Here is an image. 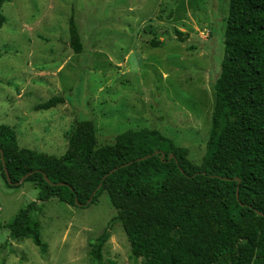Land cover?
Instances as JSON below:
<instances>
[{
  "label": "rangeland",
  "instance_id": "1",
  "mask_svg": "<svg viewBox=\"0 0 264 264\" xmlns=\"http://www.w3.org/2000/svg\"><path fill=\"white\" fill-rule=\"evenodd\" d=\"M229 6L230 0H8L0 28V122L22 147L56 156L67 151V134L79 120L94 122L98 146L130 129H158L201 164ZM72 17L79 53L71 46ZM153 40L161 44L153 47ZM54 96L64 101L37 109ZM29 205L46 251L32 238H11L8 223ZM116 214L106 193L87 207L58 197L42 202L35 184L10 187L0 174V262L93 264L90 242L109 231L103 264H141Z\"/></svg>",
  "mask_w": 264,
  "mask_h": 264
},
{
  "label": "trees",
  "instance_id": "2",
  "mask_svg": "<svg viewBox=\"0 0 264 264\" xmlns=\"http://www.w3.org/2000/svg\"><path fill=\"white\" fill-rule=\"evenodd\" d=\"M7 1L0 0V28ZM69 31L72 48L81 52L73 17ZM175 32L178 41H186L183 31ZM214 88L201 164L189 158L188 147L158 129H130L98 146L94 122L79 120L67 134V151L56 156L22 147L15 130L0 122L9 176L17 183L28 175L25 181L38 187L42 202L58 197L87 207L106 193L141 264H264V0H230L225 55ZM63 101L54 96L37 109ZM0 174L16 186L8 181L1 154ZM33 214L29 205L7 227L11 238H32L46 251ZM109 237L105 231L90 242L93 264H103Z\"/></svg>",
  "mask_w": 264,
  "mask_h": 264
},
{
  "label": "water",
  "instance_id": "3",
  "mask_svg": "<svg viewBox=\"0 0 264 264\" xmlns=\"http://www.w3.org/2000/svg\"><path fill=\"white\" fill-rule=\"evenodd\" d=\"M158 152H159V151H158ZM0 154H1V160H2V163H3L4 167H5V171H6V174H7V178H8L9 183H10V184H16V185H19V184H21L22 182H24L28 175L23 176V177L20 179V181L17 182V183L12 182V180H11V178H10V176H9L8 169L6 168V162H5V159H4V153H3V151H2L1 148H0ZM164 157H165V155L163 154V158H164ZM172 157H173V156H171L170 158H172ZM144 158H146V157H144ZM117 169H118V168H115V169H113L111 172H114V171H116ZM45 178H46L47 181H50L49 178H48L47 176H46ZM100 187H101V185L99 186V188H100ZM238 195H239V194H238V191H237V196H238ZM93 197H94V194H93L92 197L88 200L87 204H89V203L92 201Z\"/></svg>",
  "mask_w": 264,
  "mask_h": 264
}]
</instances>
